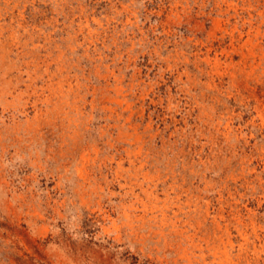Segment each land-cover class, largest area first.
Listing matches in <instances>:
<instances>
[{"label": "rangeland", "instance_id": "1", "mask_svg": "<svg viewBox=\"0 0 264 264\" xmlns=\"http://www.w3.org/2000/svg\"><path fill=\"white\" fill-rule=\"evenodd\" d=\"M229 3L0 0V264H264V114L224 70L264 25Z\"/></svg>", "mask_w": 264, "mask_h": 264}, {"label": "bare ground", "instance_id": "2", "mask_svg": "<svg viewBox=\"0 0 264 264\" xmlns=\"http://www.w3.org/2000/svg\"><path fill=\"white\" fill-rule=\"evenodd\" d=\"M250 1L251 0H231V3H229L228 4V7L230 8V7H232L231 9H233V11H234V13L237 15L238 14V8H237V4H238V2L240 3H243L244 5L245 4H248L249 5V7H250ZM255 3H257V5H261V11H259V13H258V16H261V18H263L262 20V23H263V25H264V0H253ZM221 2H223V1H221ZM233 3H234V5H233ZM254 3V4H255ZM247 5V6H248ZM214 6V5H213ZM224 6V5H223ZM246 6V7H247ZM114 7V6H113ZM243 7H245V6H242V8H241V10L242 11H245L247 14H248V17L249 18H251L252 16H251V14H250V8H247L246 10H244V8ZM217 8L219 9V10H222V7L220 6V5H218L217 6ZM226 9L227 11H229L230 9ZM156 9V8H155ZM240 10V11H241ZM162 11V10H161ZM218 11V10H217ZM255 11V10H254ZM224 12V11H223ZM225 13V12H224ZM235 15V16H236ZM126 21V20H125ZM216 21V20H215ZM221 22V21H220ZM244 22V21H243ZM218 23H216V25H217ZM247 24H249V23H247ZM164 25V24H163ZM219 26V25H218ZM249 26V25H248ZM252 27V25H250V28ZM249 28V29H250ZM257 28H259V27H257ZM192 29V28H191ZM258 31V30H257ZM241 33V32H240ZM247 34V33H246ZM249 35H250V33L249 34H247V39L248 40H244V42H243V35L242 34H238L237 35V37H231L230 38V42H231V44H230V46L231 45H233V43L234 42H237V47L235 48H231L232 50H235V51H241V53L238 55V56H240V58H241V61H240V63H238V64H233L232 66H230V65H228L227 64V67L226 68H224V70H226V71H230V73H228L229 74V77H230V79H231V81L232 82H235V78H236V73L237 74H239L240 76L242 75L243 77H244V80H242V82H240L239 84H236L235 85V87H236V90H237V92H239V90H240V88L242 89V90H244L245 92H247V95H248V97H250V96H252V98L254 99V101H255V104H253V105H256L255 106V109L257 110V113H258V116H261L262 114H264V106L262 105V102L260 101V97L259 98H257V96L254 94V88H250V86H249V83L252 81V82H254V81H256V78H252V79H249L247 76H248V73H246V71H245V68H246V58H245V56L243 57V53H242V49H243V47L245 46V45H251V47L252 48H254V49H264V38H262V40H261V43H255V44H252L251 43V39H249ZM262 35V34H261ZM253 38H255V37H253ZM252 38V39H253ZM261 38V37H260ZM221 45V44H220ZM232 47V46H231ZM210 50V49H209ZM190 53V52H189ZM200 54V53H199ZM262 54V57L264 56V53H261ZM249 57H251V58H253L252 57V54H250L249 52H248V54H247ZM236 56V55H235ZM259 56H261V55H259ZM248 57V58H249ZM255 57V56H254ZM2 58V57H1ZM256 58V57H255ZM259 58V57H258ZM233 59V58H232ZM250 59V58H249ZM263 58H261V60H262ZM203 60H204V62H206V63H208V64H210V65H212V68H218L219 66H220V60L219 59H217V57H216V55H213L212 57H208L207 55H205L204 57H203ZM2 61V60H1ZM4 62H6V61H4ZM1 63V62H0ZM232 63V62H231ZM252 64V63H251ZM7 65V64H6ZM6 65H5V67H6ZM49 65V64H48ZM127 65V64H126ZM262 66V65H261ZM8 67V66H7ZM6 67V68H7ZM5 68V69H6ZM18 68V67H17ZM250 69H251V67H249ZM257 68V67H256ZM259 68V67H258ZM2 69V68H1ZM0 69V70H1ZM172 69V68H171ZM18 71V70H17ZM39 71V70H38ZM106 71V70H105ZM7 72H8V70H7ZM10 72V71H9ZM19 72V71H18ZM20 72H22V71H20ZM248 72V71H247ZM264 72V71H263ZM3 73V72H2ZM29 73V72H28ZM27 73V74H28ZM59 73V72H58ZM16 74V73H15ZM22 74V73H21ZM135 74H136V72H135ZM4 75V74H3ZM78 75V74H77ZM137 75H138V73H137ZM178 75V74H177ZM186 75V74H185ZM257 75V74H256ZM264 75V74H263ZM72 77V76H71ZM20 78V77H19ZM259 78V77H258ZM13 79V78H12ZM215 79V78H214ZM100 80V79H99ZM9 81V80H8ZM16 81V80H15ZM261 82H259L263 87H264V79L263 80H260ZM4 82H6V81H4ZM117 82V81H116ZM137 82V81H136ZM257 82L258 81H256V82H254V85H257ZM204 83V82H203ZM259 84V85H260ZM5 85V84H4ZM7 85V84H6ZM11 85V84H10ZM204 85V84H203ZM261 86V87H262ZM207 87V86H206ZM120 88V87H119ZM153 89V88H152ZM239 89V90H238ZM261 89V88H260ZM114 90V89H113ZM120 90V89H119ZM118 90V91H119ZM131 90V89H130ZM263 90V89H262ZM18 92V91H17ZM102 92V91H101ZM140 93V92H139ZM141 93H143V92H141ZM218 93V92H217ZM262 94H261V96H264V93L263 92H261ZM14 94V93H13ZM21 94V93H20ZM135 94V93H134ZM18 95V94H17ZM22 95V94H21ZM94 95V94H93ZM228 95H230V94H228ZM233 95V94H232ZM238 95V94H237ZM259 95V94H258ZM140 96H141V94H140ZM116 97H117V95H116ZM231 97V96H230ZM233 97H234V95H233ZM117 98H119V97H117ZM136 98V97H135ZM142 98V97H141ZM115 99V98H114ZM238 99V98H237ZM128 100V99H127ZM152 100V99H151ZM235 100V99H234ZM242 101V100H241ZM253 101V102H254ZM114 102H117V100L116 101H114ZM113 102V103H114ZM123 103V102H122ZM121 103V104H122ZM136 103V102H135ZM264 103V102H263ZM39 105V104H38ZM60 105V104H59ZM46 106V105H45ZM114 106H116V105H114ZM120 106V105H119ZM125 106L129 109L130 108V104L129 103H125ZM247 106V105H246ZM249 107V106H248ZM81 108V107H80ZM228 108V107H227ZM226 108V109H227ZM250 108H252V107H250ZM56 109V108H55ZM191 109V108H190ZM253 109V108H252ZM52 110V109H51ZM110 110V109H109ZM127 110V109H126ZM125 110V108H123V111H126ZM254 110V109H253ZM42 111V110H41ZM116 111V110H115ZM128 111V110H127ZM230 111V110H229ZM255 111V110H254ZM142 112V111H141ZM122 113V112H121ZM129 113H130V111H129ZM133 113V112H132ZM134 113H138V112H134ZM252 113V112H251ZM57 115V114H56ZM119 115V114H118ZM228 115V114H227ZM46 116V115H45ZM229 117V116H228ZM263 117V116H262ZM12 118V117H11ZM129 118H131V116L129 117ZM227 118V117H226ZM252 118V117H251ZM128 119V118H127ZM75 120V119H74ZM129 120V119H128ZM231 120V119H230ZM262 120V119H261ZM254 121V120H253ZM64 123V122H63ZM128 123H130V122H128ZM219 124V123H218ZM215 125V124H214ZM264 125V124H263ZM227 126H229V124L227 123ZM254 126V125H253ZM18 127V126H17ZM43 128V127H42ZM134 128V127H133ZM147 128V127H146ZM130 129V128H129ZM148 129V128H147ZM229 130V129H228ZM227 130V131H228ZM226 131V132H227ZM30 133V132H29ZM230 133V132H229ZM226 134L227 133H224V134H222L224 137H227L226 136ZM235 137V136H234ZM244 137V136H243ZM213 138H216L215 136L213 137ZM31 139V138H30ZM248 139V138H247ZM136 140V139H135ZM214 140V139H213ZM239 140V139H238ZM237 140V141H238ZM240 140H242V139H240ZM139 141H140V139H139ZM139 141H137V142H139ZM151 142V141H150ZM164 143V142H163ZM151 144V143H150ZM237 144H239V143H237ZM236 145V144H235ZM232 146V145H231ZM189 147V146H188ZM231 148V147H230ZM232 149V148H231ZM176 157V156H175ZM170 160V159H169ZM259 161V160H258ZM186 165V164H185ZM231 165V164H230ZM239 171V170H238ZM172 173V172H171ZM233 173V172H232ZM44 176V175H43ZM197 176V175H196ZM92 178V177H91ZM238 178V177H237ZM3 182V181H2ZM247 185V184H246ZM142 186V185H141ZM85 188V187H84ZM129 189V188H128ZM179 190V189H178ZM245 194V193H244ZM199 198V197H198ZM150 201V200H149ZM135 206V205H134ZM225 206V205H224ZM209 208V207H208ZM18 209V208H17ZM221 209V208H220ZM240 209V208H239ZM237 210V209H236ZM241 210V209H240ZM207 212V211H206ZM211 212V211H210ZM38 213V212H37ZM189 214V213H188ZM208 215V214H207ZM228 215V214H227ZM128 216V215H127ZM187 217V216H186ZM252 217V216H251ZM226 218V217H225ZM223 219V218H222ZM215 220V219H214ZM156 221V220H155ZM177 222H178V220H177ZM218 222V221H217ZM179 223V222H178ZM214 224V223H213ZM176 224L174 223V226H175ZM213 226V225H212ZM201 227V226H200ZM177 227L175 226V229H176ZM216 228H217V230L218 231H220L221 230V228H220V226L218 225V224H216ZM226 229H227V227H226ZM215 230V229H214ZM177 231V230H176ZM224 231V230H223ZM222 231V232H223ZM227 231V230H226ZM182 232V231H181ZM228 232V231H227ZM187 236V235H186ZM241 237V236H240ZM246 237V236H245ZM201 238V237H200ZM206 239V238H205ZM215 243V242H214ZM256 246V245H255ZM242 247V246H241ZM223 248H225V246L223 247ZM259 249V248H258ZM211 251V250H210ZM219 252V251H218ZM224 252V251H223ZM228 253V252H227ZM224 254V253H223ZM183 255H185V254H183ZM191 255V254H190ZM193 256V255H192ZM225 256H226V254H225ZM232 256V255H231ZM224 257V256H223ZM225 258V257H224ZM188 259V258H187ZM190 259V258H189ZM228 259V258H227ZM229 263V262H228ZM231 263V262H230Z\"/></svg>", "mask_w": 264, "mask_h": 264}]
</instances>
